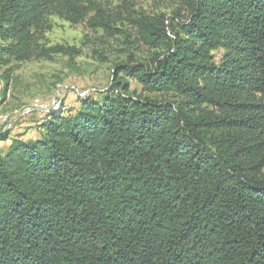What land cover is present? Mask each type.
I'll return each instance as SVG.
<instances>
[{
  "label": "trees",
  "instance_id": "obj_1",
  "mask_svg": "<svg viewBox=\"0 0 264 264\" xmlns=\"http://www.w3.org/2000/svg\"><path fill=\"white\" fill-rule=\"evenodd\" d=\"M177 1L133 19L152 64L116 72L164 98L117 78L0 154V264H264V0ZM91 9L0 0V63L50 58V17Z\"/></svg>",
  "mask_w": 264,
  "mask_h": 264
},
{
  "label": "rangeland",
  "instance_id": "obj_2",
  "mask_svg": "<svg viewBox=\"0 0 264 264\" xmlns=\"http://www.w3.org/2000/svg\"><path fill=\"white\" fill-rule=\"evenodd\" d=\"M86 1L92 9L83 21L72 23L56 15L50 17L46 43L58 50L50 58L0 63V133L8 132L7 139L0 141L1 155L16 138L41 139L44 134L41 120L51 110L58 111L63 106L64 115L72 116L80 109L82 99L87 96L100 99L117 78L141 96L164 98L145 91L137 79L123 73L117 76L116 72L122 64H152V57L158 52L138 40L133 19L142 13L166 14L168 24L179 9L178 1ZM96 8L117 19L111 32L90 23Z\"/></svg>",
  "mask_w": 264,
  "mask_h": 264
}]
</instances>
